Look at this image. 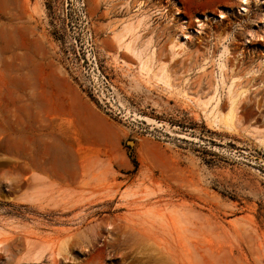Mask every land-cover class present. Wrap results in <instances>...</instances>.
Listing matches in <instances>:
<instances>
[{
  "label": "rangeland",
  "instance_id": "374dc122",
  "mask_svg": "<svg viewBox=\"0 0 264 264\" xmlns=\"http://www.w3.org/2000/svg\"><path fill=\"white\" fill-rule=\"evenodd\" d=\"M240 1L0 0V202L99 198L60 259L36 235L44 264H264V5Z\"/></svg>",
  "mask_w": 264,
  "mask_h": 264
},
{
  "label": "crops",
  "instance_id": "0c3cea01",
  "mask_svg": "<svg viewBox=\"0 0 264 264\" xmlns=\"http://www.w3.org/2000/svg\"><path fill=\"white\" fill-rule=\"evenodd\" d=\"M24 199L25 202H21V206L0 202V242L4 243L1 248V254L4 255L3 264H44L48 253L44 248L35 246L37 242L34 239L38 238L36 235L39 234L49 233L53 238L62 234L64 245L60 244L59 248L64 253L73 239L72 233H77L76 235L83 240L85 225L97 215L93 208L99 202L97 196L88 198L77 195L69 198L57 195L48 188L35 190ZM90 228L96 230L98 226L92 224ZM17 238L21 239L18 242L14 241ZM25 238L28 239V244L25 243ZM82 243L83 246H87L83 241Z\"/></svg>",
  "mask_w": 264,
  "mask_h": 264
},
{
  "label": "bare ground",
  "instance_id": "6f19581e",
  "mask_svg": "<svg viewBox=\"0 0 264 264\" xmlns=\"http://www.w3.org/2000/svg\"><path fill=\"white\" fill-rule=\"evenodd\" d=\"M250 2H255L257 5H264V0H241L240 1V4H239V6H238V13L240 14V15H242V16H245L246 14H247V12H248V9H247V7L249 6V4H250ZM218 16H220L219 17V19L217 18L216 19V22H219L220 21V19H225L227 16H225V15H223V13H221L220 15H218ZM117 38V46H118V48L120 49V50H122V51H125V53H128V54H131V55H133V51H135L136 49H134L133 48V45H132V43H127L126 44V42H125V40L124 39H120L119 37H116ZM136 48V47H135ZM225 49H224V57H225V62L227 61L226 59L227 58H229V49H228V47H224ZM137 51V50H136ZM137 54V53H136ZM152 54V53H151ZM142 58V57H141ZM154 58H153V54L152 55H150V54H146L145 53V55H144V57L142 58V59H139L138 58V56H137V59H135L137 62H138V66H139V68H140V70L142 71V72H145L148 76L149 75H151V73H150V68L152 69V65H154L153 64V62H154V60H153ZM222 60V59H221ZM220 61V60H219ZM218 64V63H217ZM220 64V70H223L224 71V68H225V65H221V63H219ZM226 64V63H225ZM152 66V67H151ZM169 72V71H168ZM168 72H167V67L166 66H163V65H161V67H159V70L157 71V73L155 72L154 73V75L152 74V76H153V78H151L153 81V83H155L156 84V86H158L159 84H162L163 85V87L165 86V88H169V75H168ZM232 72V71H231ZM220 73H221V71H220ZM222 75V74H221ZM236 79V78H235ZM234 80V79H233ZM220 81H222V79L220 80ZM235 82V81H234ZM232 83V82H231ZM221 84H222V82H221ZM232 84H235V83H232ZM232 88H233V86L231 85L230 87H229V90H228V97H229V100H230V104H229V108H228V111L222 116V115H219V113L218 114H214V115H212L213 113H210L211 114V117H212V123H213V125H217V126H221V127H223L224 129H226V130H228V131H235V124H234V121H235V118H236V114H237V106H238V104H237V100L239 99V97H242V95L241 94H239V95H234L233 94V92H232ZM164 89V88H163ZM228 89V88H227ZM165 90H167V89H165ZM169 91H171V89H168ZM174 91V90H173ZM172 92V91H171ZM170 92V93H171ZM176 92V91H175ZM235 93V92H234ZM172 94V93H171ZM214 109V108H213ZM130 114V111H127L126 112V116H128ZM132 114V113H131ZM133 115V114H132ZM133 119L134 120H140V119H142V117H139L137 114H134L133 115ZM143 120H144V122L146 121L149 125H151V126H155V127H161V125L159 124V123H157L156 121H154V120H152V119H148V118H143ZM166 128V127H165ZM167 129V128H166ZM179 136H181V137H183V138H187L188 139V137L186 136V135H179ZM191 139V138H190ZM261 143L262 144H264V137L262 138V141H261ZM127 193V192H126ZM124 196L122 197L123 198V200L124 201H127L129 198H130V196L128 195V193L127 194H123ZM145 196L146 197H148L149 195H146L145 194ZM27 199V198H26ZM146 199V198H145ZM31 200H34V199H31ZM17 202H25V199H23V198H18L17 199ZM61 203V202H60ZM155 209V208H154ZM154 209L153 208H148V209H146V212H144V213H146L145 215H149V216H154V217H158V218H162V217H164L163 215H161L162 213H164V212H162L161 214L160 213H157L156 212V214H154L155 213V211H154ZM171 210V209H170ZM172 212H174V210H171ZM176 212V211H175ZM169 214V213H168ZM165 215V214H164ZM178 215V214H177ZM176 215V216H177ZM175 215H174V217H176ZM179 216V215H178ZM166 217V216H165ZM167 218V217H166ZM164 219V218H163ZM178 225V224H177ZM64 245V243H62V246ZM4 246V243L3 242H0V248H2ZM61 250L62 249H58V252L55 254V258L56 259H60L61 258V256H62V253L63 252H61ZM63 251V250H62ZM39 256V255H38ZM39 258V257H38ZM38 258H37V260H38ZM33 259V258H32ZM34 260H36V258L34 259Z\"/></svg>",
  "mask_w": 264,
  "mask_h": 264
},
{
  "label": "trees",
  "instance_id": "16d2710c",
  "mask_svg": "<svg viewBox=\"0 0 264 264\" xmlns=\"http://www.w3.org/2000/svg\"><path fill=\"white\" fill-rule=\"evenodd\" d=\"M132 162H133L134 166L137 168V162H136V160L133 159Z\"/></svg>",
  "mask_w": 264,
  "mask_h": 264
},
{
  "label": "water",
  "instance_id": "95a60500",
  "mask_svg": "<svg viewBox=\"0 0 264 264\" xmlns=\"http://www.w3.org/2000/svg\"><path fill=\"white\" fill-rule=\"evenodd\" d=\"M129 144H133V142H132V141H130V142H129Z\"/></svg>",
  "mask_w": 264,
  "mask_h": 264
}]
</instances>
